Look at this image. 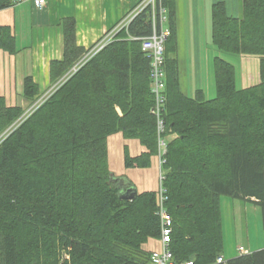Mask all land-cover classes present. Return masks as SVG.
I'll return each instance as SVG.
<instances>
[{
	"label": "trees",
	"instance_id": "16d2710c",
	"mask_svg": "<svg viewBox=\"0 0 264 264\" xmlns=\"http://www.w3.org/2000/svg\"><path fill=\"white\" fill-rule=\"evenodd\" d=\"M12 2L0 0V9ZM156 7L164 8L169 29L163 116L172 137L160 168L172 219L171 258L219 264L221 196L258 205L264 229V0H241L240 16L223 0L212 3L211 44L259 59V81L237 88L235 67L214 56L213 98L202 88L191 98L182 92L175 0H156ZM60 24L63 54L49 64L51 84L86 49L77 44L73 17ZM151 31L147 6L9 133L25 107L7 103L0 92V264H152L144 244L160 236L156 191L121 198L133 185L112 175L107 147L116 133L138 141L143 151L134 156L124 145L125 167H148L157 154L150 58L133 38ZM0 50L17 51L9 26L0 25ZM40 94L26 76L21 95L27 105ZM227 264H264V248Z\"/></svg>",
	"mask_w": 264,
	"mask_h": 264
},
{
	"label": "crops",
	"instance_id": "0c3cea01",
	"mask_svg": "<svg viewBox=\"0 0 264 264\" xmlns=\"http://www.w3.org/2000/svg\"><path fill=\"white\" fill-rule=\"evenodd\" d=\"M139 1L46 0L43 7L37 9L33 0H19L0 9V25L10 27L17 46V51L12 54L0 50V92L5 96L7 103L21 104L22 84L26 76H31L40 90L51 83L49 64L52 60L61 59L63 54L60 24L63 18L75 19L77 44L86 48L119 22ZM215 1L217 0H175L176 57L180 88L190 98L195 95L196 89L204 90V64L207 67L208 79L210 58L207 51L211 47L210 9ZM223 1L226 2L228 12L232 10L231 14L241 15V0H235L234 3L230 2L231 0ZM124 145L132 156L143 151L137 140L124 139L120 133L112 134L107 140L108 160L110 150L115 161L123 158ZM157 160L155 155L151 165L145 168L125 167L123 164L122 171L127 173L126 178L131 181L137 192L156 191L158 164L161 167ZM144 247L150 251L158 249V238L148 239Z\"/></svg>",
	"mask_w": 264,
	"mask_h": 264
},
{
	"label": "rangeland",
	"instance_id": "374dc122",
	"mask_svg": "<svg viewBox=\"0 0 264 264\" xmlns=\"http://www.w3.org/2000/svg\"><path fill=\"white\" fill-rule=\"evenodd\" d=\"M230 2L234 3L235 0H231ZM230 11L229 13L231 14ZM210 46L211 47H209L207 51V54L210 58L208 68V79L206 77L207 67L205 64L203 66L202 78L206 98H213L215 96L213 57L216 55H219L221 58L225 59L235 67V84L237 88H242L259 81V59L257 56L241 55L220 51L214 45L211 44ZM53 84L50 83L47 87L42 89L41 94L47 92L53 86ZM40 95L38 96V98L40 97ZM20 105L23 106V108L25 107L22 114L23 119H21L19 122H15L14 125H12L9 129L5 131V133H9L10 130H12L30 113H32L28 111L31 104L27 105V102L24 99L21 101ZM20 118L21 117H19V119ZM167 136L169 139L172 137L170 134H167ZM156 155H158V152ZM163 162L164 160L161 159V163ZM108 163L110 171L115 177L128 176L126 172L122 171L124 170L123 158L118 161H115L111 150L109 153ZM119 168H121L120 171L122 173L119 171ZM220 200L223 230V257L225 259H228L230 257L239 255L240 253L237 249L238 246H243L244 248L250 251L264 248V229L262 227L261 222L260 207L258 205H255L253 202L231 198L226 195L221 196Z\"/></svg>",
	"mask_w": 264,
	"mask_h": 264
},
{
	"label": "built area",
	"instance_id": "2783aa9c",
	"mask_svg": "<svg viewBox=\"0 0 264 264\" xmlns=\"http://www.w3.org/2000/svg\"><path fill=\"white\" fill-rule=\"evenodd\" d=\"M19 0H13L17 2ZM46 0H33V5L37 9H41L45 4ZM151 6V27L152 31L150 34L145 36L133 37L135 39H140L141 49L150 58V90L156 97V105L153 109L157 115L162 112L164 103V88H165V73L163 69L164 62V42L169 35V29L164 27L166 22L165 10L162 7H156V0H140L136 6H134L124 17L120 20L113 28L106 31L101 37H99L94 43L86 47L84 53L74 64L71 71L79 69L85 62L91 59L97 52H99L103 47H105L109 42H111L116 33L123 27L127 26L131 20L139 14L145 7ZM57 83L46 92H51L56 88ZM40 100H38L39 102ZM159 122V130H163L161 120ZM167 141L161 140L160 146L165 147ZM159 163H161L162 152L157 155ZM159 175H158V199H159V210L158 214L161 221V233L158 237L159 248L151 251V263L152 264H194L193 260H185L182 262H174L171 258V252L169 249V238L171 233V216L166 209L162 207L163 201L166 199L165 190L161 185L162 173L160 165L158 164ZM238 251L240 254H246L248 251L243 246H238ZM216 263L227 264V259L222 256L216 258Z\"/></svg>",
	"mask_w": 264,
	"mask_h": 264
},
{
	"label": "bare ground",
	"instance_id": "6f19581e",
	"mask_svg": "<svg viewBox=\"0 0 264 264\" xmlns=\"http://www.w3.org/2000/svg\"><path fill=\"white\" fill-rule=\"evenodd\" d=\"M78 61V60H77ZM76 61V62H77ZM75 62V63H76ZM74 63V64H75ZM86 63V62H85ZM84 63V64H85ZM74 64H73V66H74ZM83 64V65H84ZM82 65V66H83ZM72 66V67H73ZM81 66V67H82ZM71 67V68H72ZM71 68L70 69H68V71L62 76V77H60L55 83H57V85H56V88L62 83V82H64L66 79H68L73 73H75L77 70H75L74 72L73 71H71L68 75H67V73L71 70ZM149 77H150V70H149ZM56 88H54L51 92H49V93H43V94H41L40 95V97L39 98H37L35 101H33L32 103H31V105H30V107H29V110L28 111H30V112H32L37 106H39ZM150 92H151V90H150ZM151 94H152V97H153V102H152V105H151V107H150V112L154 115V117H155V119H156V130H157V152L159 153V152H162V150L167 146V143H166V145H165V147H161L160 146V141L161 140H164V141H168L169 140V138H168V136H167V132H166V126H165V119H164V116H163V108H164V103H165V99H164V103H163V108H162V112H160L158 115L155 113V112H153V109H154V107H155V105H156V102H157V100H156V97L154 96V94L151 92ZM38 100H40L39 102H38ZM27 110H26V112H27ZM25 112V113H26ZM25 113H24V115H25ZM27 116V115H26ZM23 117V115L21 116V118L17 121V122H19L21 119H23L22 118ZM25 117V116H24ZM159 120H161V124H162V126H163V130L162 131H160L159 130ZM163 160V159H162ZM160 164H162V163H160ZM136 190V189H135ZM137 191V190H136ZM123 192V191H122ZM138 193V192H137ZM156 196H157V203H158V210H159V207H160V204H159V199H158V193H157V191H156ZM166 200H167V196H166V199L163 201V203H162V207L164 208V209H166L165 208V202H166ZM167 210V209H166ZM158 213V212H157ZM161 222V221H160ZM171 231H172V219H171ZM160 233H161V224H160ZM171 234V233H170Z\"/></svg>",
	"mask_w": 264,
	"mask_h": 264
},
{
	"label": "water",
	"instance_id": "95a60500",
	"mask_svg": "<svg viewBox=\"0 0 264 264\" xmlns=\"http://www.w3.org/2000/svg\"><path fill=\"white\" fill-rule=\"evenodd\" d=\"M136 194H137V191L135 190V188L134 187H129L126 190H124L123 192H121L119 194V196L121 198H125V199H132V198H134L136 196Z\"/></svg>",
	"mask_w": 264,
	"mask_h": 264
}]
</instances>
